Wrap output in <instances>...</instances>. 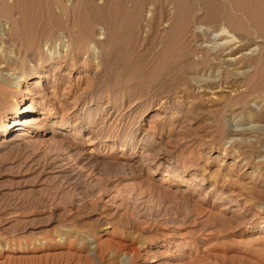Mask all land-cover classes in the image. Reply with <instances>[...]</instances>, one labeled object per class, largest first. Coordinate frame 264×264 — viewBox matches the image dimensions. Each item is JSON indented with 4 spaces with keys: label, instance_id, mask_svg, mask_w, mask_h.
I'll return each instance as SVG.
<instances>
[{
    "label": "rangeland",
    "instance_id": "1",
    "mask_svg": "<svg viewBox=\"0 0 264 264\" xmlns=\"http://www.w3.org/2000/svg\"><path fill=\"white\" fill-rule=\"evenodd\" d=\"M196 1L0 0V264H264V0Z\"/></svg>",
    "mask_w": 264,
    "mask_h": 264
},
{
    "label": "bare ground",
    "instance_id": "2",
    "mask_svg": "<svg viewBox=\"0 0 264 264\" xmlns=\"http://www.w3.org/2000/svg\"><path fill=\"white\" fill-rule=\"evenodd\" d=\"M148 0H105V9H106V13H107V16L108 17H114V16H120V17H122V16H124V15H126V14H128L129 12H138V14H140L141 12H142V10H143V7H144V5L146 4V2H147ZM168 1V4H170V5H172L173 7H177V6H179L180 4H181V2H182V0H167ZM194 1V3H196L197 1L196 0H193ZM196 1V2H195ZM199 1H201V0H199ZM198 3V2H197ZM253 3V2H252ZM20 5V4H19ZM254 5V4H253ZM259 5V4H258ZM160 6H161V10L159 11V12H157L156 10H155V8L153 9V10H151V12H150V16H155L156 14H159V16L160 17H164V16H166L167 15V13H166V11L164 10V7L160 4ZM7 7V6H6ZM126 7H128L130 10L129 11H127V9H125L126 11H124L123 9L124 8H126ZM257 7V6H256ZM7 11V10H6ZM25 11V10H24ZM8 12V11H7ZM33 12V11H32ZM8 14V13H7ZM27 14V13H26ZM137 15V14H136ZM182 11H180V10H176V11H174L173 13H172V15L170 16V19L172 18V19H177L178 17H182ZM20 17V16H19ZM110 18H108L109 20L108 21H110ZM76 19H74V21H75ZM81 20V19H80ZM168 20H169V18H168ZM73 21V22H74ZM77 21V20H76ZM82 22V21H81ZM112 22V21H111ZM110 24V23H109ZM52 25V24H51ZM218 30H220L221 31V34L223 35V36H226L228 39H227V41L226 40H224V42L225 43H223V44H227L228 42H230V40H234L235 39V37L234 36H232V35H229L228 34V32L229 31H227L225 28H221V29H218ZM217 30V31H218ZM80 31V32H79ZM77 30V33L79 32L80 34H81V31H82V29L81 30ZM216 31V30H215ZM86 34V33H85ZM210 34V33H209ZM221 34H219L220 35V38H221ZM70 35V34H69ZM79 35V34H78ZM82 35H83V33H82ZM218 35V34H217ZM81 37V36H80ZM208 38H209V35H208ZM82 40H83V37L81 38ZM232 43V42H231ZM236 43V42H235ZM238 43V42H237ZM216 44V43H215ZM218 44V43H217ZM220 44V43H219ZM239 44V43H238ZM242 44H239V45H237V47H232V48H230L228 51H224V53H223V55H225V54H232L233 53V50L235 49V48H238L239 46H241ZM217 46V45H216ZM221 46H224V45H222V42H221ZM218 48H219V46H218ZM228 48V47H227ZM218 51V50H217ZM216 57V56H215ZM218 58V57H217ZM238 58V57H237ZM223 60H225V59H223ZM231 60V59H230ZM228 62H229V60H228ZM231 62V61H230ZM26 75H27V73H24V75H23V81L24 82H27V81H25V77H26ZM4 93V91H3V89H1L0 88V111H1V104H2V94ZM24 105V104H23ZM42 109V108H41ZM21 110V107L19 106V102L16 104V106L14 107V110H13V112H12V117H11V120L5 125V126H3V127H1L0 128V132L2 133V134H6L7 133V130L9 129V128H12V127H14V126H16V125H18V124H21V123H19V120H18V118H17V116H16V113H18L19 111ZM0 114H1V112H0ZM7 120V119H6ZM23 123V122H22ZM37 129V128H36ZM29 137V136H28ZM3 221V220H2Z\"/></svg>",
    "mask_w": 264,
    "mask_h": 264
}]
</instances>
